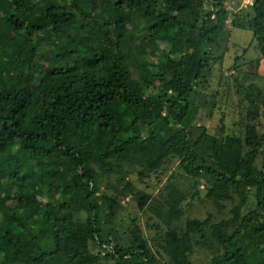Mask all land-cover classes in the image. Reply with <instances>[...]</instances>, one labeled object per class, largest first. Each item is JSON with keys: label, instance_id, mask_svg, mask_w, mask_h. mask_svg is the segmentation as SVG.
I'll return each instance as SVG.
<instances>
[{"label": "trees", "instance_id": "trees-1", "mask_svg": "<svg viewBox=\"0 0 264 264\" xmlns=\"http://www.w3.org/2000/svg\"><path fill=\"white\" fill-rule=\"evenodd\" d=\"M227 1L0 0V264H264V0ZM217 72L237 120L212 134ZM201 192L228 216L188 218Z\"/></svg>", "mask_w": 264, "mask_h": 264}, {"label": "rangeland", "instance_id": "rangeland-1", "mask_svg": "<svg viewBox=\"0 0 264 264\" xmlns=\"http://www.w3.org/2000/svg\"><path fill=\"white\" fill-rule=\"evenodd\" d=\"M243 2L246 3L248 2V0H245ZM226 3L230 13L235 12L234 10L237 11L240 7V4H237V2L233 4L231 1H227ZM251 41H252V33L249 30L232 29L229 33V39L226 42L227 48H226V53L224 54V64H225L224 68L225 66L227 67L230 65L231 59L233 60L237 50L236 45L239 46V52L241 54V50L246 48L251 43ZM255 55L257 56L258 53L253 48V46H251L247 54L244 56V59L250 58ZM155 56H156L155 53H152L149 58L155 59L156 58ZM224 68L222 70L225 73V76L227 75L226 73H229L228 75H231L230 72H226L227 69ZM249 70L251 71V69ZM204 92L206 96H208L210 99L215 101V108L212 110L213 111L212 118L210 119L204 118L203 120V123L207 127V130L210 133L214 134L217 130V127L219 126L220 119H223V123L225 125V131H227L229 128L233 126V122L237 120V117L234 116L232 112L233 110L237 109L238 99L233 95V87L231 83H228L225 79H220V76L217 72L211 78L209 87L206 90H204ZM214 93L216 94V96L212 97ZM175 166L176 165H172L169 168V170L166 172V174H164L161 183H157V178L154 175H152L149 179L140 181L137 178V175L134 173L129 177V179L134 184V186L142 192L140 196L141 198L146 197V195L148 194L155 195L158 192V190L162 187L169 173L175 170ZM112 182L113 179L110 183ZM182 186L184 188L187 187L183 184ZM187 189L189 188L187 187ZM108 190L111 191V189ZM123 201L125 202L126 208L121 211L118 220H125V223L121 222V224L124 227H126L127 224L130 223L129 218L134 219L136 217H139L141 225L143 226V228H145V224L148 221L150 214L144 213L143 211L141 212L134 201H131L126 198H123ZM230 207L231 206L228 204L224 211L218 212L210 202L204 200L203 192H201L200 201L196 200L193 202V206L187 211L186 216L190 219L196 218L202 220L205 219L208 215H211L212 222H216L228 216V210L230 209ZM150 223H152V221ZM145 231L147 234H149L147 229ZM150 233L151 235H153L152 232ZM202 258L203 256L199 254L198 256H196L195 261L201 260Z\"/></svg>", "mask_w": 264, "mask_h": 264}, {"label": "built area", "instance_id": "built-area-1", "mask_svg": "<svg viewBox=\"0 0 264 264\" xmlns=\"http://www.w3.org/2000/svg\"><path fill=\"white\" fill-rule=\"evenodd\" d=\"M229 1H231L233 4L235 3V2H239V4H240V7H242V6H245V5H248V4H251V1L252 0H248V2H246V3H244L243 1H245V0H229ZM226 7H227V3H226ZM239 7V8H240ZM228 9V8H227ZM228 11H229V9H228ZM234 11H236V10H234ZM230 12V11H229Z\"/></svg>", "mask_w": 264, "mask_h": 264}]
</instances>
